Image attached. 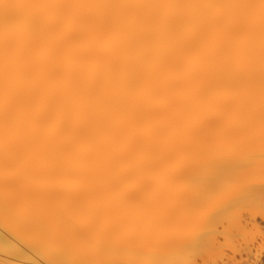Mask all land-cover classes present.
Listing matches in <instances>:
<instances>
[{
	"label": "snow or ice",
	"instance_id": "snow-or-ice-1",
	"mask_svg": "<svg viewBox=\"0 0 264 264\" xmlns=\"http://www.w3.org/2000/svg\"><path fill=\"white\" fill-rule=\"evenodd\" d=\"M0 14V264H121L130 239L147 241L138 264H186L225 206L251 208L264 0H0Z\"/></svg>",
	"mask_w": 264,
	"mask_h": 264
},
{
	"label": "bare ground",
	"instance_id": "bare-ground-1",
	"mask_svg": "<svg viewBox=\"0 0 264 264\" xmlns=\"http://www.w3.org/2000/svg\"><path fill=\"white\" fill-rule=\"evenodd\" d=\"M4 22L5 17L0 14V30H2ZM34 44L38 48L44 47L39 42H34ZM261 158H264V155L257 152L254 161L256 183L252 189L256 192L254 204L248 211L241 210L236 205L225 206L218 214L211 229L200 238L204 242L200 250L192 252L184 258L186 264H264V250L257 251L261 246H264V220L254 219L250 215L252 209L264 207V200L261 199L264 185L260 183L259 174L260 166L264 163ZM255 224L261 225L260 231L254 233L251 238L245 236L247 230L250 229L252 231V226ZM241 225L247 227H242ZM230 232L238 234L240 238L237 239L235 235L228 234ZM3 237V231H0V240ZM221 237L228 243H221ZM127 243L129 252L121 258V264H138L142 257L137 250L146 247L147 241L130 239ZM249 248L255 255L249 254ZM213 249H221V251L219 254H214L212 252ZM40 259L38 256H29L26 259V264H39Z\"/></svg>",
	"mask_w": 264,
	"mask_h": 264
},
{
	"label": "clouds",
	"instance_id": "clouds-1",
	"mask_svg": "<svg viewBox=\"0 0 264 264\" xmlns=\"http://www.w3.org/2000/svg\"><path fill=\"white\" fill-rule=\"evenodd\" d=\"M237 223H238V221H237ZM241 226H242V227H247V226H244V225H241ZM246 234H247V236H248L249 238H251L252 235H253V234H252V231H251L250 229L247 230ZM220 251H221V249H213V250H212V252H213L214 254H219Z\"/></svg>",
	"mask_w": 264,
	"mask_h": 264
}]
</instances>
